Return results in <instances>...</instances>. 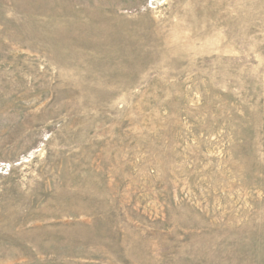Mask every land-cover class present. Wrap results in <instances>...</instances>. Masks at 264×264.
Returning a JSON list of instances; mask_svg holds the SVG:
<instances>
[{"label":"rangeland","instance_id":"obj_1","mask_svg":"<svg viewBox=\"0 0 264 264\" xmlns=\"http://www.w3.org/2000/svg\"><path fill=\"white\" fill-rule=\"evenodd\" d=\"M0 264H264V0H0Z\"/></svg>","mask_w":264,"mask_h":264}]
</instances>
